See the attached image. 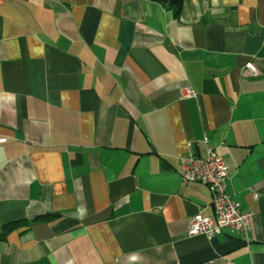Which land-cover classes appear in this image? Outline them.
<instances>
[{
	"label": "crops",
	"instance_id": "obj_1",
	"mask_svg": "<svg viewBox=\"0 0 264 264\" xmlns=\"http://www.w3.org/2000/svg\"><path fill=\"white\" fill-rule=\"evenodd\" d=\"M0 136V264H264V0H0ZM221 144L250 242L189 236Z\"/></svg>",
	"mask_w": 264,
	"mask_h": 264
},
{
	"label": "built area",
	"instance_id": "obj_2",
	"mask_svg": "<svg viewBox=\"0 0 264 264\" xmlns=\"http://www.w3.org/2000/svg\"><path fill=\"white\" fill-rule=\"evenodd\" d=\"M251 75L255 77L260 73L257 69H252ZM188 95L193 98L195 93L190 90ZM6 142V138L0 136V145ZM225 155L226 146L221 144L208 149L204 157L190 155L181 159L182 184L202 183L209 187L213 198V212L206 209L200 211L192 220L189 236L213 239L224 233L242 234L250 242L253 231L252 215L245 212L241 204L233 201L227 193L229 175Z\"/></svg>",
	"mask_w": 264,
	"mask_h": 264
},
{
	"label": "trees",
	"instance_id": "obj_3",
	"mask_svg": "<svg viewBox=\"0 0 264 264\" xmlns=\"http://www.w3.org/2000/svg\"><path fill=\"white\" fill-rule=\"evenodd\" d=\"M158 4H161L168 10L174 12L175 16H178L185 0H149Z\"/></svg>",
	"mask_w": 264,
	"mask_h": 264
}]
</instances>
